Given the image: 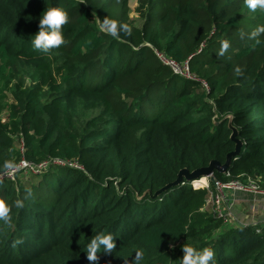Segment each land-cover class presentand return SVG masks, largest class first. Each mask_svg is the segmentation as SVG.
I'll return each mask as SVG.
<instances>
[{"label":"trees","instance_id":"1","mask_svg":"<svg viewBox=\"0 0 264 264\" xmlns=\"http://www.w3.org/2000/svg\"><path fill=\"white\" fill-rule=\"evenodd\" d=\"M57 5L69 15L65 42L36 50L39 18ZM129 12V0H0V174L22 160L46 165L0 179L10 217L0 264H90L85 245L99 231L116 237L99 264H131L137 250L142 264H179L188 242L212 248L216 264H264V223L232 228L202 210L215 182L264 188V32L252 35L264 9L136 0L137 17ZM105 18L131 31L113 38ZM156 53L187 62L207 89ZM229 121L240 153L210 189L184 179L155 197L181 170L224 164Z\"/></svg>","mask_w":264,"mask_h":264},{"label":"clouds","instance_id":"2","mask_svg":"<svg viewBox=\"0 0 264 264\" xmlns=\"http://www.w3.org/2000/svg\"><path fill=\"white\" fill-rule=\"evenodd\" d=\"M245 3L250 11H256L257 8L264 9V0H245ZM69 22V15L67 11L60 6H48L42 12L39 18L38 31L32 35V46L36 50L42 52H49L52 49L59 48L64 44L63 26ZM101 31H106L113 38H119L120 32H130L131 29L127 24L119 23L116 20L105 18L102 22H98ZM258 32H264V28H258L252 35L255 36ZM223 50L228 48V42H223ZM240 69L237 68V72ZM193 182V181H191ZM192 186V185H191ZM193 187V186H192ZM16 207H22V201L15 202ZM9 209L5 203L0 201V220L8 222ZM189 231L188 226L185 225L182 233ZM116 249V237L112 233H105L103 231L92 235L85 245V253L90 264H99L100 256L113 254ZM183 256L179 258V264H216L214 250L210 247H199L191 242L182 245ZM143 252L137 250L131 259V264H142ZM129 264V261H125Z\"/></svg>","mask_w":264,"mask_h":264},{"label":"built area","instance_id":"3","mask_svg":"<svg viewBox=\"0 0 264 264\" xmlns=\"http://www.w3.org/2000/svg\"><path fill=\"white\" fill-rule=\"evenodd\" d=\"M156 56L163 66L168 67L177 76L183 77L186 80H190L193 82H199L204 88L207 89V86L203 81L198 80L195 76L191 74L187 62L183 64H177L175 61L165 57L161 53H156ZM21 151H23V148H21ZM72 165L78 168L77 164H72ZM45 166L46 165L43 164L35 167L32 163L26 160H22L17 166L13 167L12 169H10L9 171L3 174H0V179L5 177L13 179L14 174L17 173L18 171L24 170V171L37 172L40 171V169L45 168ZM193 182H191L190 185H192L194 188H198L192 184ZM234 192L250 196L251 198L250 202L252 201L253 204L260 203V211L261 213H264V188L260 185L258 179L255 180L254 178L251 177L246 178L245 181L234 180L229 183L215 182L214 190L208 191V196L205 201L204 207L209 206L211 209L212 216L222 220L223 224H226L225 222H228L230 218L227 217V214L224 213L223 210L219 211L218 208L219 206H221L222 203H226L227 204L226 210L231 209L232 206L230 205V203H228L230 199L229 198L226 199L225 194L226 193L230 194ZM260 223L263 224L264 222H260ZM256 224L259 223L256 222ZM243 225H248V224H243Z\"/></svg>","mask_w":264,"mask_h":264},{"label":"rangeland","instance_id":"4","mask_svg":"<svg viewBox=\"0 0 264 264\" xmlns=\"http://www.w3.org/2000/svg\"><path fill=\"white\" fill-rule=\"evenodd\" d=\"M135 6H136V0H129V7H130L129 14L133 18L137 17V14L134 13ZM179 84H180V86H182L184 83L180 82ZM204 179H205V183H202V181L199 182V184L201 185L200 187H204V188L206 187V188L210 189V182H209L210 179L209 178H204ZM238 194L239 193H236V192L230 193V194H228V193L225 194V198L230 199V201L228 203H230V205L232 206L231 209L226 210V208H227L226 203H222L221 206H219V208H218L219 211L223 210V212L227 214V217L230 218L228 220V222H225L226 225H229L230 227L234 228V227H238V226L243 225V224L251 225V223H253V224H256V222L260 223V221L262 220V218H259V216L261 215L260 203L253 204L252 201L250 202V199H251L250 196L243 195V194H242L243 196H247V203H246V200L244 201V203L243 202L238 203V201H239L237 198ZM239 204H240V206H239ZM203 211L212 215L211 209L209 206L203 207Z\"/></svg>","mask_w":264,"mask_h":264},{"label":"water","instance_id":"5","mask_svg":"<svg viewBox=\"0 0 264 264\" xmlns=\"http://www.w3.org/2000/svg\"><path fill=\"white\" fill-rule=\"evenodd\" d=\"M228 128L232 132L230 135V139L235 143V148L232 152H229L226 155V160L224 164H220L217 161H211L207 167L196 170L191 174H189L186 170H181L177 176V179L174 182L169 183L160 190H158L154 194V196L157 197L163 192H166L173 187L181 185L184 179L187 181H193V180H199L201 178H209L210 181L213 182L214 172L224 174L227 171L228 167L230 166L232 159L239 155L240 148L242 145L241 141L236 138L238 131L235 127L231 125L230 121L228 122Z\"/></svg>","mask_w":264,"mask_h":264},{"label":"crops","instance_id":"6","mask_svg":"<svg viewBox=\"0 0 264 264\" xmlns=\"http://www.w3.org/2000/svg\"><path fill=\"white\" fill-rule=\"evenodd\" d=\"M237 198H238V203H244V201L246 200V203H247V196H243L242 194H238L237 195ZM239 206H240V204H239ZM259 218H262V220L260 221V222H264V214L263 213H261V215L259 216Z\"/></svg>","mask_w":264,"mask_h":264},{"label":"bare ground","instance_id":"7","mask_svg":"<svg viewBox=\"0 0 264 264\" xmlns=\"http://www.w3.org/2000/svg\"><path fill=\"white\" fill-rule=\"evenodd\" d=\"M203 180H205L204 178H202L200 181H203ZM193 181H195V180H193ZM199 184V183H198ZM194 185V184H193ZM200 185V184H199Z\"/></svg>","mask_w":264,"mask_h":264}]
</instances>
